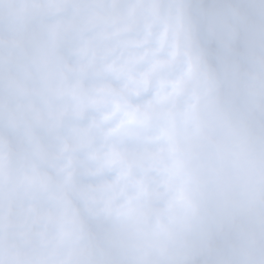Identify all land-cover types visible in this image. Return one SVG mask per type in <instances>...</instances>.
Listing matches in <instances>:
<instances>
[{
    "label": "clouds",
    "instance_id": "clouds-1",
    "mask_svg": "<svg viewBox=\"0 0 264 264\" xmlns=\"http://www.w3.org/2000/svg\"><path fill=\"white\" fill-rule=\"evenodd\" d=\"M0 264H264V0H0Z\"/></svg>",
    "mask_w": 264,
    "mask_h": 264
}]
</instances>
